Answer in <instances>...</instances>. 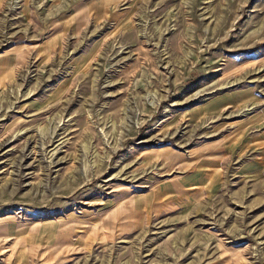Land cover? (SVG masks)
Segmentation results:
<instances>
[{
  "label": "rangeland",
  "instance_id": "rangeland-1",
  "mask_svg": "<svg viewBox=\"0 0 264 264\" xmlns=\"http://www.w3.org/2000/svg\"><path fill=\"white\" fill-rule=\"evenodd\" d=\"M0 264H264V0H0Z\"/></svg>",
  "mask_w": 264,
  "mask_h": 264
}]
</instances>
